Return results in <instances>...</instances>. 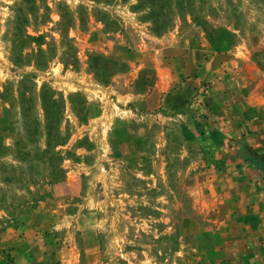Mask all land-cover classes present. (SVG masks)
I'll list each match as a JSON object with an SVG mask.
<instances>
[{"label":"rangeland","instance_id":"rangeland-1","mask_svg":"<svg viewBox=\"0 0 264 264\" xmlns=\"http://www.w3.org/2000/svg\"><path fill=\"white\" fill-rule=\"evenodd\" d=\"M138 4L0 0V264H264V0Z\"/></svg>","mask_w":264,"mask_h":264},{"label":"trees","instance_id":"trees-1","mask_svg":"<svg viewBox=\"0 0 264 264\" xmlns=\"http://www.w3.org/2000/svg\"><path fill=\"white\" fill-rule=\"evenodd\" d=\"M94 1H102V0H94ZM106 3H110L113 0H104ZM128 1V0H124ZM190 6L191 3L194 2V0H180L179 6L183 7L184 2ZM175 4V0H139V4L135 7L136 9H139L141 7H148L150 9V12L148 16H152L153 22L156 26L160 25H167V22L165 21L167 18V15L170 13L169 10H173V5ZM188 7V6H187ZM161 21L160 23H158ZM109 64H112L113 67L118 68V70L121 68H125L122 65H119L115 62L109 61L106 58H104L101 55H94L90 59V67L91 69L97 74L98 72L102 74L104 73L106 67L109 66ZM54 105V102H53ZM50 110V109H49ZM59 131L54 126V123L52 122L49 127V131L47 133V143L50 146L52 142H54V145L60 144L62 141L58 137ZM22 141L19 143L17 142L15 144V148L18 149L19 154H22ZM13 178L10 176L3 177V181L9 183L10 180Z\"/></svg>","mask_w":264,"mask_h":264},{"label":"crops","instance_id":"crops-1","mask_svg":"<svg viewBox=\"0 0 264 264\" xmlns=\"http://www.w3.org/2000/svg\"><path fill=\"white\" fill-rule=\"evenodd\" d=\"M250 152H253L254 153L255 151L251 148ZM254 154H256V153H254Z\"/></svg>","mask_w":264,"mask_h":264}]
</instances>
